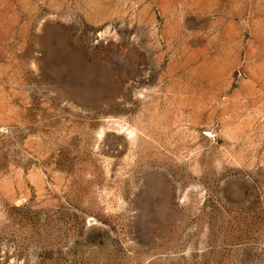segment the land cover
Returning a JSON list of instances; mask_svg holds the SVG:
<instances>
[{"label": "rangeland", "instance_id": "1", "mask_svg": "<svg viewBox=\"0 0 264 264\" xmlns=\"http://www.w3.org/2000/svg\"><path fill=\"white\" fill-rule=\"evenodd\" d=\"M0 264H264V0H0Z\"/></svg>", "mask_w": 264, "mask_h": 264}]
</instances>
